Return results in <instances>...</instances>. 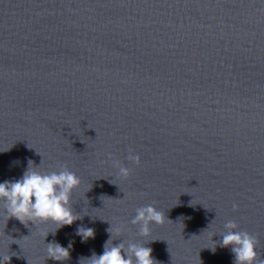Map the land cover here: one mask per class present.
<instances>
[{"label": "water", "instance_id": "1", "mask_svg": "<svg viewBox=\"0 0 264 264\" xmlns=\"http://www.w3.org/2000/svg\"><path fill=\"white\" fill-rule=\"evenodd\" d=\"M29 160L76 173L80 219L25 225L0 206L9 264H88L111 225L114 245L146 244L157 264H234L230 221L260 264L264 0H0V182ZM149 204L165 222L140 237L131 220ZM49 242L71 243L70 258L48 259Z\"/></svg>", "mask_w": 264, "mask_h": 264}, {"label": "clouds", "instance_id": "2", "mask_svg": "<svg viewBox=\"0 0 264 264\" xmlns=\"http://www.w3.org/2000/svg\"><path fill=\"white\" fill-rule=\"evenodd\" d=\"M128 160L139 166L141 158L129 150ZM118 168V174L122 178H128L132 169L114 161ZM39 167V166H38ZM31 160L28 161L27 170L22 177L15 180L0 182V206L8 220L15 218L27 225L29 222L37 225L38 222L53 223L58 225L57 229L64 226H71L80 217L74 213L72 208V195L81 185V179L76 173L66 167L59 171L41 172ZM238 206L234 205V208ZM168 219V218H167ZM165 222L164 214L153 204L136 209V215L131 220L133 225L139 226L138 235L148 237L151 234V226L162 225ZM124 226L117 228V233L122 231ZM228 231L223 234L220 247L230 248L234 254V264H257L258 241L250 233L237 230L235 222H228ZM110 238L105 242L101 254L93 253L87 260L88 264H157L153 257V249L141 243L113 244L112 225L108 229ZM49 234V233H48ZM48 234L45 235V239ZM76 234L83 242L95 238L93 228L78 227ZM46 256L58 262L70 258L71 243L65 247L58 242L46 244ZM208 247L213 253L216 252V244ZM11 257L0 256V264H9ZM264 264V261L260 262Z\"/></svg>", "mask_w": 264, "mask_h": 264}]
</instances>
